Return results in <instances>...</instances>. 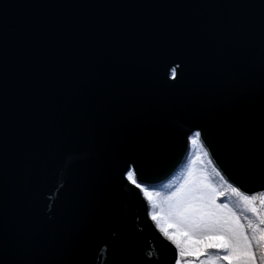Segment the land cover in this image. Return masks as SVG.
<instances>
[{"label": "water", "instance_id": "1", "mask_svg": "<svg viewBox=\"0 0 264 264\" xmlns=\"http://www.w3.org/2000/svg\"><path fill=\"white\" fill-rule=\"evenodd\" d=\"M242 2L0 0V118L6 50L13 233L58 240L101 223L96 242L119 237L133 252L174 264V247L147 215L143 193L126 179L123 158H135L146 145L148 161L131 167L145 186L161 185L185 161L197 130L229 183L246 195L264 191L245 175L234 142L186 107L193 76L211 86L218 65L234 66L232 83L213 89L222 116L258 96L248 59L258 49L259 8L215 6ZM181 61L185 75L169 88L166 69ZM112 142L122 156L116 161ZM87 189L93 194L82 205ZM108 251L93 243L92 264H105ZM29 255L58 253L42 246Z\"/></svg>", "mask_w": 264, "mask_h": 264}, {"label": "snow or ice", "instance_id": "2", "mask_svg": "<svg viewBox=\"0 0 264 264\" xmlns=\"http://www.w3.org/2000/svg\"><path fill=\"white\" fill-rule=\"evenodd\" d=\"M215 6L259 8L258 49L248 59V78L255 83L253 93L258 96L250 94L246 106L237 107L227 117L222 116L215 105L213 89L216 86L227 87L232 83L234 66L218 65L214 69L216 75L211 86L193 76L186 107L196 111L209 125L218 127L234 142L246 161L245 175L260 181L264 187V0L259 5L253 0H244L242 3ZM0 34L3 35L2 28ZM182 65L183 61L171 67L170 71L166 69V76L173 82L168 85L169 88L180 85L185 75ZM3 90V116L0 118V264H92L89 252L93 243L97 249L101 243L110 249L105 264H159L151 254L133 252L119 237L111 244L103 240L96 242V233L101 223L91 226L86 233H78L74 228L58 240H43L34 234L24 236L12 232L8 222L6 50ZM201 137L202 130L195 131L191 143L202 153V158L198 156V159L211 169V175L190 171L174 192L162 197L150 191L143 181H138L136 171L131 167L139 168L148 161V149L142 145L141 152L135 158H123L126 179L139 193H143L150 208L147 215L163 239L174 247V264H184L188 257L199 259L213 255L220 264H264V191L246 195L240 187L229 183L225 175L217 170L209 151L201 143ZM110 146L113 161L121 159L118 144L112 142ZM49 147L52 150L56 147L55 134L50 139ZM92 194L90 189L85 190L82 205L86 204ZM228 197L236 198L248 215L242 218L229 203L221 202V198ZM42 246L54 248L58 256L52 259L29 255L31 249ZM10 251L16 255L10 256Z\"/></svg>", "mask_w": 264, "mask_h": 264}, {"label": "rangeland", "instance_id": "3", "mask_svg": "<svg viewBox=\"0 0 264 264\" xmlns=\"http://www.w3.org/2000/svg\"><path fill=\"white\" fill-rule=\"evenodd\" d=\"M190 153H192V154L188 158ZM198 156L202 158V153H200L199 149L196 148L195 146H193V148H191V139H190V147H189L188 154L186 156V158H188V160H187L186 164L182 165V167L179 169V171L176 173V175H174L172 180L170 179L171 181L169 180L168 183L167 182L164 183L166 185L159 190L163 189L165 191L164 194H166V192H167V195L171 194L184 182V180L187 178L190 171H192V172L202 171L206 174L211 175V169L206 167L205 164H202L201 159H198ZM173 183H175V185ZM164 184H162V185H164ZM173 187H174V189H173ZM169 188L170 189L172 188L173 190L170 192ZM157 192L158 191H156V193ZM159 194H160V191H159ZM164 194H160V196H163ZM200 264H204V263L201 262Z\"/></svg>", "mask_w": 264, "mask_h": 264}, {"label": "trees", "instance_id": "4", "mask_svg": "<svg viewBox=\"0 0 264 264\" xmlns=\"http://www.w3.org/2000/svg\"><path fill=\"white\" fill-rule=\"evenodd\" d=\"M191 148H193V145L191 143ZM192 153L189 154L188 158L191 156ZM188 158L185 160V163L183 165L186 164ZM181 171V170H180ZM175 185V183H173ZM166 184L162 185V186H155V187H148L150 189V191H153V192H156L158 191L157 193H159L160 191V194H164L165 191L162 189V190H159L161 188H163ZM174 189V187H173ZM172 188L170 190V192L173 190ZM163 196H167V192L166 194H164ZM162 196V197H163ZM221 202H225V203H229L230 206L234 207L235 210L241 215V217L243 218L244 216L248 215V213L246 212V210L242 207V206H239L236 198L234 197H228V198H221ZM150 211V209H149ZM204 263V264H220L219 261L216 260V257L213 255V256H210V257H201L199 259H196L195 257H188L185 259V262L184 264H200V263Z\"/></svg>", "mask_w": 264, "mask_h": 264}]
</instances>
